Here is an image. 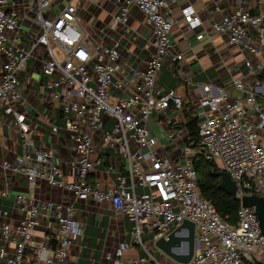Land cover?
<instances>
[{
  "label": "built area",
  "instance_id": "obj_1",
  "mask_svg": "<svg viewBox=\"0 0 264 264\" xmlns=\"http://www.w3.org/2000/svg\"><path fill=\"white\" fill-rule=\"evenodd\" d=\"M81 1L0 0V108L10 116L23 150L18 163L0 162V169L11 168L28 181L25 192L14 195L9 182L0 191L2 197H13V211L0 208V264H78L79 255L72 256L70 250L87 228L75 205L79 200L109 201L131 222L132 239L107 253L110 264H126L124 252L135 246L146 249V235L156 242L186 220L195 224V249L188 264H253L252 254L264 253V234L254 207L241 199L264 196V78L260 77L264 0H255L254 6L249 0H238V7L229 13L216 5L209 29L192 3L182 7L190 29L204 28L197 39L224 34L229 44L243 46L241 66L252 84L236 80L239 94L214 83L203 85L190 99L199 120V144L189 145L187 133L178 139L183 143L175 146L174 155L161 150L150 122L153 113L166 116L169 110L176 123L183 119L184 97L175 89L165 91L159 83L167 59H184L172 41L176 22L172 4L181 0H106L118 2L119 12L102 29L103 40L96 43L88 40L82 25ZM132 7L144 14L153 35L147 48L155 49L136 82L121 73L122 35L118 32L130 23ZM20 8L30 15L34 36L30 44L20 36ZM39 48L45 51L42 74L50 81L36 104V95L26 89L21 76L29 71V61L37 59ZM48 103L61 109L74 143L76 161L70 177L40 139L43 129L37 119L48 125L52 138L60 131L54 109L43 108ZM107 122L111 128H105ZM99 136L103 148L115 150L128 161L126 171L106 191L88 180L101 162L93 157ZM202 153L237 185V225L224 221L201 193L194 158ZM39 181L60 187L72 197L64 202L39 199ZM49 214L56 221L53 232L45 225ZM140 260L131 259L130 264Z\"/></svg>",
  "mask_w": 264,
  "mask_h": 264
},
{
  "label": "crops",
  "instance_id": "obj_2",
  "mask_svg": "<svg viewBox=\"0 0 264 264\" xmlns=\"http://www.w3.org/2000/svg\"><path fill=\"white\" fill-rule=\"evenodd\" d=\"M249 2L252 6L256 3L255 0ZM187 3H192L196 7L203 19L204 28L209 29L216 5L222 8L223 13H229L238 7L239 2L238 0H181L172 4V14L176 20L172 30V41L176 52L182 53L184 59L177 62H173L170 58L166 60L159 78L160 85L165 91L175 89L187 102H190L193 95H198L203 85L208 83L221 86L232 94H239L234 86L236 80L244 79L248 84H252V79L241 66L245 57L243 46L229 44L228 37L224 34H215L211 39H197L196 34L198 31L202 32L204 28L194 31L187 26L181 11ZM79 7L88 40L94 43L101 42L102 29L111 21L112 16L119 12V3L106 0H82ZM20 9L22 18L20 36L23 42L30 44L29 38L33 36L30 15L27 14V9ZM118 32L122 35L121 73L127 79L136 82L155 51L153 48H147L148 42L153 39L151 29L145 21L144 14L137 7H132L130 23L122 26ZM9 34L11 37L15 36L14 33ZM35 55L37 59L29 61L30 69L21 76V81L26 89L36 95L35 103L38 104L44 96L50 79L42 74L44 49L39 48ZM116 92L117 90L113 88L112 93L116 94ZM44 107L54 109L56 124L60 127V131L52 138L48 125L37 119V123L43 129L40 139L55 154L54 162L66 172L67 177H70L76 161L73 140L65 128V119L56 103H48ZM182 117L184 121L183 113ZM168 118L173 119L174 123L170 124ZM181 121L175 122L171 110L167 111L166 116L156 112L152 114L150 126L158 137L163 152L174 155L175 146L183 143V140L178 141V139L184 137L187 131L181 128L183 123ZM9 122L10 116L0 108V162L7 161L14 165L19 162L23 150L17 129ZM105 128H111V122H107ZM40 143L37 138L36 144ZM96 146L93 157L99 158L101 162L90 173L88 180L91 184L98 183L101 189L106 191L115 185L117 175L126 171L128 161L115 150L103 148L100 136L96 139ZM7 182L12 185L14 195L28 189V181L24 175L14 172L11 168L0 169V191ZM36 195L39 199L54 202H64L67 197H72L70 192L57 186H48L44 181L38 182ZM75 205L78 215L87 223V228L83 237L70 250L71 255H79L78 264H110L106 258L107 253L122 242L131 241V222L125 215L116 212L109 201L79 200ZM0 208L13 211V197H2L0 194ZM13 215L16 216V213ZM45 225L50 231L55 230L56 221L51 214L46 217ZM144 240L146 249L135 246L124 252L126 264H130V260L136 258L143 259L138 264H181L158 248L151 234L146 235ZM185 248L183 244L177 252L183 253ZM252 258L254 263L264 264V253L261 250L255 251Z\"/></svg>",
  "mask_w": 264,
  "mask_h": 264
},
{
  "label": "trees",
  "instance_id": "obj_3",
  "mask_svg": "<svg viewBox=\"0 0 264 264\" xmlns=\"http://www.w3.org/2000/svg\"><path fill=\"white\" fill-rule=\"evenodd\" d=\"M182 113L184 121L181 123V128L186 129L188 133L187 143L197 147L199 144V120L196 117L194 106L185 98ZM194 165L198 173V185L202 195L213 202L224 221L237 225L240 202L220 188L221 179L215 176L220 169L215 163L209 161L204 153L194 158Z\"/></svg>",
  "mask_w": 264,
  "mask_h": 264
},
{
  "label": "water",
  "instance_id": "obj_4",
  "mask_svg": "<svg viewBox=\"0 0 264 264\" xmlns=\"http://www.w3.org/2000/svg\"><path fill=\"white\" fill-rule=\"evenodd\" d=\"M260 77L264 78V71L261 72ZM215 176L220 177V188L233 196L237 200V185L232 180L228 172L220 170ZM242 203L254 207L259 225L262 233L264 234V196L260 195H246L241 199ZM186 232V234H184ZM185 244V252L178 253L177 249ZM156 246L164 251L170 258L181 263L188 264L193 257L195 249V224L186 220L179 227L171 231L168 237H161L156 241Z\"/></svg>",
  "mask_w": 264,
  "mask_h": 264
},
{
  "label": "rangeland",
  "instance_id": "obj_5",
  "mask_svg": "<svg viewBox=\"0 0 264 264\" xmlns=\"http://www.w3.org/2000/svg\"><path fill=\"white\" fill-rule=\"evenodd\" d=\"M263 104H264V101H263ZM180 147H183V145H180ZM143 190L142 189H139V192H142Z\"/></svg>",
  "mask_w": 264,
  "mask_h": 264
}]
</instances>
